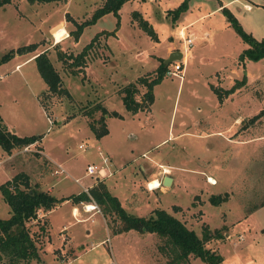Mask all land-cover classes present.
<instances>
[{"label":"rangeland","instance_id":"374dc122","mask_svg":"<svg viewBox=\"0 0 264 264\" xmlns=\"http://www.w3.org/2000/svg\"><path fill=\"white\" fill-rule=\"evenodd\" d=\"M183 1L126 2L117 16L106 13L83 27L77 39L72 32L91 18L101 0H13L0 8V56L37 43L34 51L23 55L47 52L70 93L42 95L43 113L35 92L46 84L35 61L20 70H15L20 60L15 56L3 63L0 113L20 135L40 134L41 146L36 141L28 151L23 146L10 152L2 149L0 185L23 172L32 185L45 177L49 186L44 187H52L51 194L62 198L93 186L99 179L86 168L102 166L105 175L98 178L128 213L147 217L164 209L199 237L204 228L211 237L219 230L221 237L205 245L221 254L220 264H264V60L244 66L239 62L246 43L227 17L229 12L246 33L264 41V0H188L187 8L174 17L172 11ZM135 10L151 24L157 40L133 18ZM210 11L214 12L202 16ZM60 21L66 29L59 25L53 30L55 44L49 28ZM96 35L87 57L91 62L75 66L69 55L78 54ZM186 37L193 38L191 46H185ZM184 47L189 57L185 70L164 74L152 88L153 102L147 109L127 111L122 89L135 84V98L142 100L146 86L139 79L155 78L159 57ZM166 68L173 70V62ZM243 74L245 84L233 93L223 92L222 100L232 99L220 101L211 88L223 91ZM98 104L108 111L104 117L108 133L100 137L89 127L91 122L100 127ZM42 147L61 165L39 153ZM161 165L171 172L170 186L162 185L163 175L169 174L160 173ZM151 179L159 182L156 189L150 187L153 181L148 185ZM212 194L226 198L213 205ZM81 202L64 200L48 212V222L46 213L40 218L37 226L47 230L49 223L47 242L48 232L39 234L37 226L29 225L40 247V260L31 264H175L167 250L160 249L163 238L136 230L115 234L121 225L117 218L103 216L100 206V212L89 218L91 213L83 211ZM73 206L78 213H72ZM6 209L0 192L1 218L7 217ZM179 264L206 263L190 256Z\"/></svg>","mask_w":264,"mask_h":264},{"label":"trees","instance_id":"16d2710c","mask_svg":"<svg viewBox=\"0 0 264 264\" xmlns=\"http://www.w3.org/2000/svg\"><path fill=\"white\" fill-rule=\"evenodd\" d=\"M29 3H49V2H66L67 0H27ZM130 0H102L101 4L95 9L90 19L78 23L72 35L75 39L82 31L83 27L92 23L95 19L103 14L112 12L116 16L121 6ZM13 0H0V8L6 4H10ZM188 0H184L175 10L174 17L184 11L188 6ZM227 12V11H225ZM133 18L137 19L141 28L154 40H157V35L151 24L142 17L138 11H133ZM228 20L234 27L236 32L240 35L242 40L247 44V47L241 51L238 60L243 64L247 61L264 60V41L256 40L254 37L246 33L235 18L228 12ZM97 35L87 43L82 50L76 55H69L73 59L72 63L81 67L87 63L89 52L93 48V41ZM37 43H30L28 45H21L11 48L0 56V65L8 62L16 54H23L34 51ZM60 56H62L60 54ZM37 70L46 84L40 96L39 101L44 110H46L45 103L41 100V96H55L66 95L70 96L69 91L63 86L60 73L55 68L53 62L43 51L38 53L33 58ZM86 59V61H85ZM166 72V65L164 59H160V64L157 68V76L152 80L145 78L139 79V82L146 86V91L143 94V99L135 98L137 87L133 83H129L122 89V103L125 109L131 113H136L139 110L147 109L153 102L152 88L155 84L161 81ZM247 75L243 74L241 79H236L229 89L220 91L212 87L213 92L218 99L222 101V93H233L240 86L245 84ZM95 108H100L102 116L97 121L100 127L96 126L94 122L89 124L90 130L96 137L103 136L108 133V128L105 124L104 117L108 115L107 109L98 104ZM118 115L117 112H111ZM256 117H253L255 119ZM41 139L40 134H33L29 136H18L8 130L0 116V145L4 150L10 152L15 147L24 146L34 143ZM0 192L5 203L9 206L10 215L6 219L0 218V264H31L33 261H39V246L32 238L29 231V225L37 226L40 224V218H37V211L42 209L45 212L52 210L58 203L64 200H71L72 203L77 204L81 201L89 202L91 198L98 206L102 208L104 215H113L117 218L121 225L114 232L120 234L129 230H136L139 232H149L158 235L164 239V244L160 247L161 250H167L169 256L175 264L186 261L193 256L199 258L206 264H220L222 262L221 254L206 247L205 243L213 237H221L220 231L215 230L213 237L207 228L203 230V236L199 237L196 232L186 227V225L164 209H155L149 216H136L128 213L121 205L119 199L113 196L107 189L105 183L99 179L95 184L88 188V192L80 191L77 194H72L67 197L56 198L48 191L42 190L37 184H31L29 177L23 173H16L11 179L5 181L0 185ZM226 194L214 195L209 197V201L213 205H220ZM39 234H45L46 229L42 225L37 226ZM166 252V253H167Z\"/></svg>","mask_w":264,"mask_h":264},{"label":"crops","instance_id":"0c3cea01","mask_svg":"<svg viewBox=\"0 0 264 264\" xmlns=\"http://www.w3.org/2000/svg\"><path fill=\"white\" fill-rule=\"evenodd\" d=\"M131 1H135V0H130V1H127V2H131ZM136 1H148V2H152L153 0H136ZM155 1H157V0H155ZM101 2H102V0H101ZM100 2V3H101ZM126 3V2H125ZM11 4V3H10ZM7 5V4H6ZM246 5V7L247 8H250V5L249 4H245ZM5 6V5H4ZM3 6V7H4ZM3 7H1V8H3ZM219 9V7H217L216 9H214V11H216V10H218ZM162 11L163 10H165V9H161ZM135 11H138V10H135ZM214 11H210V12H208V13H206V14H203L202 16H205V15H208V14H210V13H212V12H214ZM141 15H142V13L140 12V11H138ZM202 16H200V17H202ZM143 17V16H142ZM144 18V17H143ZM75 20V19H74ZM147 20V19H146ZM195 21V20H194ZM59 25H63L64 26V23L62 22V21H60V22H58V23H56V24H54V25H52L50 28H49V30H50V33H52L53 32V30H55V28H57V27H59ZM65 27V26H64ZM65 29H66V27H65ZM180 34L181 35H185V32H184V30H181L180 31ZM52 35V34H51ZM208 36V35H207ZM64 39H66V38H63V39H61L60 41H62V40H64ZM59 41V42H60ZM58 43V42H57ZM105 47V46H104ZM246 47H247V44H246ZM246 47H244L243 49H245ZM103 50H104V48H103ZM174 49H170L169 51H168V53L165 55V56H160L159 58H161V59H166L168 56H169V54L173 51ZM176 50V49H175ZM24 54V53H23ZM23 54H17V55H15V58L17 57V58H19L20 60L15 64V70H20L21 68H22V66L25 64V63H27V62H32V61H34V57H35V55H37L38 53H36V54H33L32 56H25V55H23ZM103 53H101L100 54V56H103L102 55ZM22 56H23V58H22ZM96 57H97V55H96ZM93 58H95V55H94V57ZM188 58L189 57H186L185 58V62H188ZM89 62H91V59H88L87 60V63H89ZM184 62V63H185ZM246 62H248L247 60L244 62V64L246 63ZM86 63V64H87ZM184 63H183V66H182V69H184L185 70V65H184ZM4 64H1L0 65V68H2V66H3ZM188 67V66H187ZM187 69V68H186ZM3 73V71H0V77L2 76V77H4V74H2ZM237 78V77H236ZM232 84V81H229V83L228 84H226V85H228L227 87H225L226 85H224V88L225 89H229L230 88V86H232L231 85ZM212 85V84H211ZM211 87V86H210ZM212 89V88H211ZM44 90H46V87H45V89H43V90H40V91H37V92H35V100H36V103H37V105H38V107L40 108V110L43 112V113H45V110H44V108L42 107V105L40 104V101H39V96H40V94L44 91ZM232 99V97L231 96H229V97H227V98H224V100H222V102H227V101H230ZM0 116H1V118H2V121H3V123L5 124V126L8 128V130L10 131V132H12V133H15L16 135H18V136H29V135H20L19 133H18V128L15 126H9L8 124H6V122H5V118L2 116V114L0 113ZM31 135H33V134H31ZM36 135V134H35ZM38 142V141H37ZM38 146H41L40 145V140H39V142H38V144H37ZM39 153H41L42 155H44V156H46L45 158L46 159H48V160H50V162L52 163V164H54V165H56L57 166V164H60L61 165V163H58V162H56L53 158H51L50 157V155H48L47 153H46V151H45V148L44 147H42V149H40L39 151H38ZM162 166V171H160V172H162L163 174H164V172L166 173V172H168L167 174H169L170 175V170L168 169V167L167 166H163V165H161ZM58 167V166H57ZM170 172V173H169ZM171 176V175H170ZM12 177V176H11ZM11 177H10V179H11ZM39 178H43L41 181H39L38 179L36 180V181H34V184H37L38 185V183H39V188L40 189H42V190H47V191H49V193H51L52 192V187H50V188H46V187H44L45 185L46 186H49V182H48V184H47V181L46 180H44V178L45 177H39ZM47 179V178H46ZM96 179H100V178H96ZM7 180H9V179H7ZM6 180V181H7ZM211 180L215 183V181H214V179L212 178V177H209V182H211ZM153 181V182H152ZM172 181H173V179H172ZM152 182V185L155 183V182H158V181H155V179H151V180H149L148 181V185L150 184ZM4 183V182H3ZM159 183V182H158ZM211 184H213V183H211ZM93 185V184H92ZM152 185L150 184V187L151 188H154V187H152ZM84 188H90V186H88V187H82V189H83V191H84ZM57 206V205H56ZM55 206V207H56ZM54 207V208H55ZM74 209H76V210H74ZM6 211H7V217L6 218H8L9 217V215H10V212H9V206H8V209H6ZM49 212V211H48ZM48 212H45L46 213V218H47V222H48ZM76 212L78 213V210H77V208L75 207V206H73L72 207V213L73 214H76ZM1 218V217H0ZM6 218H1V219H6ZM47 235H48V237H47V239H46V242H47V240H49L50 238H49V236H50V234H49V223H48V229H47ZM150 234V233H149ZM39 264H42L41 262L39 263Z\"/></svg>","mask_w":264,"mask_h":264},{"label":"built area","instance_id":"2783aa9c","mask_svg":"<svg viewBox=\"0 0 264 264\" xmlns=\"http://www.w3.org/2000/svg\"><path fill=\"white\" fill-rule=\"evenodd\" d=\"M67 36H68V32L64 38H66ZM52 37L54 38L53 34H52ZM182 37H184V36L182 35ZM192 42H193L192 37H186L185 38V46L186 47L191 46ZM54 43L55 44L57 43L55 41V39H54ZM186 47H184V49L182 51H180L182 53L181 59L173 62V70L166 68L165 73H167L169 75H178V72L182 70V66H183V63L185 62V58L187 57ZM34 143H36V142H34ZM31 144H33V143L24 145L22 147V149L25 151L30 150L29 147H27V146H30ZM2 149L3 148L0 145V163L2 162V159H1L2 153L1 152L4 150V149L3 150ZM99 154H101V152H99ZM105 161H106V158H103V162H105ZM86 171H87V174L95 175L96 177H103L105 175L104 167L101 166L99 168H96L93 164H89L86 168ZM85 191L88 192V188ZM81 205H82L84 212L91 213L89 218L92 217L95 213L100 212L99 206L96 204V202L92 198H91V201H89V202H81ZM74 210H76V209H74ZM44 215H45V213L42 209H39L37 211V218H43ZM250 264H254V263H250Z\"/></svg>","mask_w":264,"mask_h":264},{"label":"water","instance_id":"95a60500","mask_svg":"<svg viewBox=\"0 0 264 264\" xmlns=\"http://www.w3.org/2000/svg\"><path fill=\"white\" fill-rule=\"evenodd\" d=\"M182 53L180 51H172L169 56L164 59V64L167 65L170 62H174L180 60ZM162 173V172H160ZM163 174V173H162ZM172 184V177L170 175L164 174L162 177V185L163 186H170Z\"/></svg>","mask_w":264,"mask_h":264},{"label":"bare ground","instance_id":"6f19581e","mask_svg":"<svg viewBox=\"0 0 264 264\" xmlns=\"http://www.w3.org/2000/svg\"><path fill=\"white\" fill-rule=\"evenodd\" d=\"M60 27H58L57 29H59ZM57 29H55V31L57 30ZM67 35V34H66ZM65 35V36H66ZM54 38H55V35H54ZM55 41L57 42V40H56V38H55ZM211 183H213V184H215L212 180H211ZM152 184V183H151ZM159 186V183H157V182H155L153 185H152V187H154V189H156V187H158Z\"/></svg>","mask_w":264,"mask_h":264}]
</instances>
